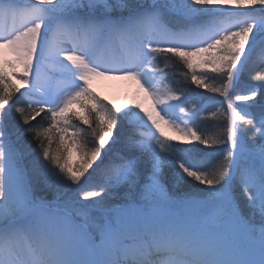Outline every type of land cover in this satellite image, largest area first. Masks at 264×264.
Returning a JSON list of instances; mask_svg holds the SVG:
<instances>
[{"label": "snow or ice", "instance_id": "snow-or-ice-1", "mask_svg": "<svg viewBox=\"0 0 264 264\" xmlns=\"http://www.w3.org/2000/svg\"><path fill=\"white\" fill-rule=\"evenodd\" d=\"M0 264H264V0H0Z\"/></svg>", "mask_w": 264, "mask_h": 264}, {"label": "bare ground", "instance_id": "bare-ground-1", "mask_svg": "<svg viewBox=\"0 0 264 264\" xmlns=\"http://www.w3.org/2000/svg\"><path fill=\"white\" fill-rule=\"evenodd\" d=\"M10 54H6V57H9ZM5 57V58H6ZM94 91L100 94L107 102H110L112 105H115L117 108L124 109L126 108L128 102L130 101L131 92L134 90L135 83L133 82H124L121 79H103L97 78L94 80ZM143 93L141 90L138 91L136 95V100L139 101V97H142ZM143 102L145 107L148 106V103L141 100L139 103ZM168 132V135L171 136L173 133L165 129Z\"/></svg>", "mask_w": 264, "mask_h": 264}, {"label": "trees", "instance_id": "trees-1", "mask_svg": "<svg viewBox=\"0 0 264 264\" xmlns=\"http://www.w3.org/2000/svg\"><path fill=\"white\" fill-rule=\"evenodd\" d=\"M161 67H163V65H161ZM181 68H177L176 69V72H177V74H179L180 72H181ZM252 75H256V73H253ZM250 79V78H249ZM253 84H258V82L257 81H251ZM209 95H212V94H209ZM218 99H219V97H218ZM237 103H239V102H237ZM215 109H213V111H214ZM77 111H80V109H77ZM202 115L203 116H208L209 117V119L207 120V121H205L204 123H206V124H210V125H212V124H222L223 123V121L222 120H219V119H212L211 117H210V113H202ZM72 123L74 124V125H79V127L80 128H87V125H84L83 124V122L82 121H79V120H77V119H75V118H73V120H72ZM45 126H47V125H45ZM75 129H70V131H74ZM215 128H213V127H209V128H206V129H202V131H201V134L202 135H208V136H211V135H213L214 134V132H215ZM56 145H57V141L56 140H54L53 141V148H55L56 147Z\"/></svg>", "mask_w": 264, "mask_h": 264}, {"label": "rangeland", "instance_id": "rangeland-1", "mask_svg": "<svg viewBox=\"0 0 264 264\" xmlns=\"http://www.w3.org/2000/svg\"><path fill=\"white\" fill-rule=\"evenodd\" d=\"M6 59H7V60H12L13 57H12V55L10 54V56H9V57H6ZM121 80L124 81V82L135 81V80H131V79H121ZM18 82H19V81L17 80V83H18ZM135 82H136V81H135ZM93 83H94V81H93ZM92 88H93V90H94V84H92ZM139 90H140V87H139V85L136 83L135 86H134V90L131 92L130 101L128 102L126 108H127V107H134L135 104H137V103H139V101L143 100V95H142V97H139V101H135V100H136V95L138 94V91H139ZM96 93H97V92H96ZM97 94H98V93H97ZM98 96H99L100 98H103L100 94H98ZM126 108H124V109H126ZM124 109H123V110H124Z\"/></svg>", "mask_w": 264, "mask_h": 264}]
</instances>
